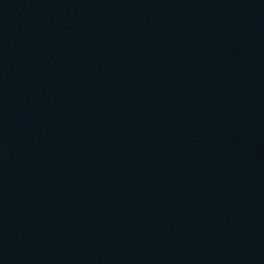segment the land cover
Here are the masks:
<instances>
[{"label":"water","instance_id":"95a60500","mask_svg":"<svg viewBox=\"0 0 264 264\" xmlns=\"http://www.w3.org/2000/svg\"><path fill=\"white\" fill-rule=\"evenodd\" d=\"M0 264H264V0H0Z\"/></svg>","mask_w":264,"mask_h":264}]
</instances>
